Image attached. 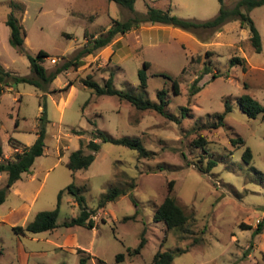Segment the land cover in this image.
I'll return each instance as SVG.
<instances>
[{"label":"rangeland","instance_id":"rangeland-1","mask_svg":"<svg viewBox=\"0 0 264 264\" xmlns=\"http://www.w3.org/2000/svg\"><path fill=\"white\" fill-rule=\"evenodd\" d=\"M13 1L20 5L15 15L25 28L24 49L9 41L5 18ZM236 1L224 3L232 6ZM150 6L204 20L217 14L220 1L135 0L130 10L113 0H0V62L12 72L31 75L27 53L43 48L49 53L44 65L53 67L72 56L85 33L98 34L112 18L144 13ZM241 9L260 33V51L252 44L248 21L242 24L238 17L215 27L190 29L154 23L167 27L157 32L151 28L154 25L145 23L119 34L118 40L117 35L111 45L85 55L78 66L54 77L49 87L55 90L45 94L49 122L44 152L7 186L0 203V264H78L80 255H88L87 264H104L100 260L138 264L151 262L161 242L162 248L182 250L171 264H264V118L248 116L236 100L249 93L264 104V2ZM232 56L243 60L231 64ZM145 60L149 62L144 67L147 86L140 88L138 69ZM110 72L115 87L153 101L158 89H167V111L180 117L181 106L186 105L189 115L178 122L154 109H138L115 95L96 94L83 82L89 74L103 83ZM196 76L199 89L190 95ZM173 79L178 81V93L172 89ZM68 80L72 84L63 89ZM42 93L28 82L7 86L0 93L1 160L12 158L15 149L37 136ZM226 100L231 108L223 124L210 127ZM94 127L116 137H138L154 154L138 158L134 148L100 140L91 163L73 171L66 164L68 155L80 146V140L87 143ZM71 128L86 132L75 134ZM198 133L207 137L208 153L217 160L210 170L199 169L205 167L207 153L192 144ZM237 136L244 141L233 142ZM247 145L252 158L245 162L242 152ZM128 175L134 177L135 186L108 200L103 208H95L109 187L129 183ZM169 179H174L178 203L191 214L188 230L184 226L166 230L162 221L153 218ZM71 181L81 187L88 207L95 208L93 227L63 224L80 210L66 189ZM6 184L7 173L1 171L0 188ZM60 189L53 229L14 231L13 225L25 224L38 210L54 208ZM259 221L262 229L256 232ZM143 229L146 242L135 254ZM67 236L75 243L65 245ZM118 252L125 253L123 259L116 260Z\"/></svg>","mask_w":264,"mask_h":264},{"label":"trees","instance_id":"trees-1","mask_svg":"<svg viewBox=\"0 0 264 264\" xmlns=\"http://www.w3.org/2000/svg\"><path fill=\"white\" fill-rule=\"evenodd\" d=\"M117 2L120 6L127 7L130 10L133 9V4L135 0H113ZM220 1V7L217 14L213 17L204 20H195L192 18L181 17L173 12L169 8H157L150 6L144 13H135L126 18H112L110 25L99 32L98 34L85 33V40L80 46L75 49L72 56L64 59L62 62L57 63L53 67H47L44 65L43 60L49 56V53L43 49L39 48L35 54L27 53L29 59V65L32 71L31 75L18 74L7 69L0 62V93L7 87L18 82H28L33 84L38 89L42 90L41 98L39 99V104L41 106V114L39 115L37 136L29 145L24 146L21 149H15L12 158L0 159V172L5 171L7 173V184L6 186L0 188V203L5 199L6 192L8 191L7 186L13 184V182L21 176V173L28 170L33 164L35 158L44 152L45 148V132L46 125L49 122V118L46 112V100L45 94L49 91H54L49 87V83L54 79V77L61 72H65L70 67L78 66L83 57L89 53H95V51L104 48L109 45L117 35L123 34L126 31L132 29L133 27H138L145 23H161L170 24L183 29H190L193 27L203 28V27H215L223 23L226 19L231 17H238L240 22L243 20L248 21L250 26V38L252 44L256 51L261 49V36L255 26L251 17L244 12L241 7L245 6L246 9H250L256 5L262 4L264 0H238L232 6H228L224 3V0ZM11 10L5 18L6 24L10 27L9 41L12 45L24 49V36L25 28L15 15V10L20 8L19 3L13 1L11 2ZM243 24V23H242ZM68 35L70 33L66 32ZM242 61L243 58L240 56H232L230 58V63L233 64L236 61ZM149 62L144 61L143 68L138 69V75L140 78L139 86L140 88H145L147 86V73L144 67L148 66ZM207 70L204 67V70ZM203 72V71H202ZM202 75V73H201ZM199 76V75H198ZM198 76L190 84V95L195 93L199 89ZM84 84L91 88L96 94H111L117 96L119 99L126 100L134 105L138 109H154L160 114L166 116L169 119H174L180 122L181 117L187 116L188 107L182 105L179 111L180 117H176L177 114H173L167 111L166 105L169 102V97L167 96V89L160 88L157 90V100L153 101L149 98H144L142 95L135 94L130 89H120L115 87L113 81V72H110L109 76L105 79L103 83H99L96 79L92 78L89 74L83 78ZM72 84L71 80L62 87L63 89H68V86ZM172 89L175 93L180 91L178 81L176 79L172 80ZM237 102L239 103L241 109L250 117H255L258 114L264 118V104L259 102L257 99L252 97L249 93H242L237 97ZM231 104L228 100L225 101V106L222 111L214 113L215 120L210 123V127H218L223 124L225 114L230 110ZM15 125L18 124V119H15ZM71 131L75 134H83L85 129L71 128ZM90 138L84 145L82 140H80V146L70 151L66 164L73 171L81 168H86L93 160L96 151L100 147V140L110 141L117 144H123L130 148L137 150L138 158L151 157L154 151L148 149L144 146L140 138L130 137V136H112L106 130L99 127H94L91 130ZM12 136L10 139L12 140ZM233 142L240 141L243 142L244 139L241 136H237L232 139ZM208 139L202 133H198L193 139L192 144L198 147L202 152L207 153V163L204 168L199 167L201 170H210L216 165L217 160L214 159L207 149ZM86 147L88 151L84 149ZM203 154V153H202ZM242 157L244 161H250L252 158L251 148L247 145L243 152ZM125 173V172H124ZM130 182L126 183L125 186H112L109 187L101 196L98 205L95 208H103L108 200L116 198L119 194L127 193L129 190L135 186L134 177L128 175ZM174 179H169L167 183V193L163 197L162 201L156 206L153 218L155 220H160L164 223L165 229L184 226L183 230H188L190 221L187 219L191 216L177 201L174 192L173 185ZM68 192L72 193L75 200L80 206L79 212L68 220L63 222L64 225H86L89 227L94 226V220L92 214L95 208H89L84 194L81 192V187L77 186L75 182L71 181L66 186ZM63 189L58 191L57 204L52 209H41L38 210L33 218L26 222L25 224H15L12 226L15 232L25 234L27 232H39L43 230H51L56 225V219L59 211L60 198ZM134 201V200H133ZM261 221L258 222L257 228L254 230L259 232L262 229ZM186 224V225H185ZM146 242L145 230L143 229L140 233V240L137 246L133 249L135 254H139L141 248ZM162 242L157 250L154 252L151 262H142L138 264H171L175 254L181 253L182 250H174L172 248H162ZM129 248V247H128ZM124 252H118L115 255L116 260H121L124 258ZM88 255H80L78 264H87ZM102 263L104 261L100 260Z\"/></svg>","mask_w":264,"mask_h":264},{"label":"crops","instance_id":"crops-1","mask_svg":"<svg viewBox=\"0 0 264 264\" xmlns=\"http://www.w3.org/2000/svg\"><path fill=\"white\" fill-rule=\"evenodd\" d=\"M152 25H154V27H151L154 31H158L159 29H163V31H165V29L167 28V27H165L164 25H160V24H152ZM178 31H180V32H184V31H181V30H178ZM178 31L176 30L175 31V33H178ZM120 36L121 35H119V37H117L116 38V40H118V38H120ZM112 44V43H111ZM111 44H109V45H111ZM108 46V45H107ZM106 47V46H105ZM104 50V49H103ZM33 175H31V177H32ZM64 243H65V245H70V244H73V243H75V242H72V240L70 239V237L69 236H67V238L64 240ZM64 245V246H65Z\"/></svg>","mask_w":264,"mask_h":264},{"label":"built area","instance_id":"built-area-1","mask_svg":"<svg viewBox=\"0 0 264 264\" xmlns=\"http://www.w3.org/2000/svg\"><path fill=\"white\" fill-rule=\"evenodd\" d=\"M55 59L53 57H51V61H54Z\"/></svg>","mask_w":264,"mask_h":264}]
</instances>
